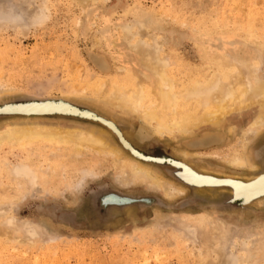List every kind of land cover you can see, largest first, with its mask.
<instances>
[{
	"label": "rangeland",
	"instance_id": "1",
	"mask_svg": "<svg viewBox=\"0 0 264 264\" xmlns=\"http://www.w3.org/2000/svg\"><path fill=\"white\" fill-rule=\"evenodd\" d=\"M172 33L184 37L183 46L159 42L157 49L156 38ZM146 52L168 62L180 84L207 78L222 63L232 67L235 78L264 80V0H0V106L65 99L79 110L112 118L138 151L166 159L137 158L109 132L110 142L185 189L168 199L140 182L119 185L115 177L123 156L110 150L83 148L76 154L62 143L4 142L0 203L7 207L0 209V264H264V197L242 204L228 187H193L166 161L185 160L216 175H258L264 126L245 146L254 170L232 168L228 158L242 150L241 135L261 105L252 103L243 123L225 115L216 129L221 140L209 146L188 145L215 131L208 124L194 128L192 136L175 131L157 137L137 116L102 102L112 79L130 72L143 85L155 79ZM33 115L0 112V130L31 122L106 129L93 115ZM181 150L193 153L182 156ZM22 163L34 170V178L13 175L10 164ZM86 169L96 176L75 186ZM33 184L35 198H25ZM105 194L109 197L102 198ZM114 194L135 202L117 205L122 199ZM24 222L39 233L30 236Z\"/></svg>",
	"mask_w": 264,
	"mask_h": 264
},
{
	"label": "bare ground",
	"instance_id": "2",
	"mask_svg": "<svg viewBox=\"0 0 264 264\" xmlns=\"http://www.w3.org/2000/svg\"><path fill=\"white\" fill-rule=\"evenodd\" d=\"M145 55L148 57V66H150V70L153 72L155 79H150L148 85H143L141 82L136 80V76L130 71L129 72L131 74L128 73L127 77L121 80L112 79L110 82L109 92L105 100L102 101L104 105L109 106L114 110H119L120 112L122 111L124 113L137 116L144 124L148 125L149 128L147 130L157 137H161L163 135L171 136L175 131L186 137L192 136L194 128L200 126V124H208L209 126L214 127L215 131L212 130L210 132H206L202 137L191 140L188 145L209 146L221 140V135L218 131H216V129L224 122L225 115L232 113L234 108H239V101L241 97H244L246 101H250L251 104L258 102V104L261 105L260 112L257 113L258 115L249 123L247 131L243 132L241 135L242 150L233 153L228 158V164L232 168L247 169L249 171L254 170L255 165L250 163L245 152V146L256 134L258 128L264 126V99H262L264 98V80H257L254 78L255 76L251 78L249 75L245 77V80H243L242 76L235 78L230 72L232 67H230V69L228 64L222 63L219 65L220 69L213 72L207 78H191L188 84H180L176 78L169 74L171 73L172 68L169 70L167 69L169 65L168 62L160 59L156 54L154 55V53L151 52H146ZM96 62L103 70L104 65L101 64L102 62L98 59ZM103 85V83L98 85L99 90L102 89ZM49 102L57 106L53 108L40 106ZM61 103L64 104V107H59ZM0 112L9 114L20 113L24 115L34 114L37 116L51 113L80 116L93 115L96 121L98 120L105 125L107 130H104L103 126L102 130L94 129L93 127L89 128L76 125L58 126L53 123H23L19 125L5 126V128L1 129L0 145L4 142L11 144H17L20 142H22L21 144L25 142H31V144L32 142H49L50 145L51 143L54 144V142H56L60 143V145L61 143L69 145L76 154H79L78 152H80L83 148H87L88 150L91 149L97 152H106L107 150H110L118 157H120V155L123 156V160H119L122 161V163H120L117 175L115 173V181L119 185L128 186L130 184H134L136 182L138 184V182H140L145 184L148 189L160 190L168 199H172L175 196L182 194L185 190L181 186H172V184L168 182L169 180L164 179V177L156 172L152 167L141 163L135 158H130L129 155L124 153L122 147L127 146L126 148H129L133 153L138 155L141 154L138 150H136L137 148L132 146L131 143L133 142L130 140L132 138L130 137L131 135L129 136L123 132L120 127L121 125H117L112 118H107L95 113L90 114L86 111L79 110L71 102L65 99H35L22 102H6L3 106H0ZM232 129L233 126L231 125L229 127V131H232ZM109 132L116 136L118 141L122 144V147H118L116 145V140H113L116 144L109 141V138L106 136V134L111 136ZM137 132H135L136 138L142 140L138 136ZM142 132L144 131L140 132L141 135ZM145 134L146 133L143 135ZM144 138L146 137L144 136ZM192 153L193 152L184 150L182 151V156H188ZM152 158H154V156ZM155 159L160 158L157 157ZM169 162L178 168V176L185 183L192 185L193 187L211 188L229 186L233 197L240 199L243 203H248L257 198L259 200L264 197L261 193L255 192L252 196L245 199L243 192L239 195L236 194L238 190L235 187L237 183L251 184L258 181L259 177L264 176V170L256 176L246 177L243 175L245 178H240L235 174L225 175V173L224 175H216L207 172V170L201 171L196 169L198 167H193L190 164L191 162L189 163L185 160L169 159ZM10 165L11 172L17 177H23L26 179L27 175H31L32 178L35 177L34 170L31 169L28 164L22 163ZM7 166L9 167V164ZM200 168L204 169L202 167ZM218 173H220V171ZM191 174L206 177L207 180L227 181V183H210L207 181L193 182ZM95 176L96 173L94 171L89 169L83 170L77 179L75 186H81L87 177ZM28 181L30 180L28 179ZM104 197H109V194L102 195V198ZM6 204L0 203V209L7 207ZM8 220L10 219H7V222ZM21 226L22 229L30 236H35L38 232L34 226L29 224V222H24Z\"/></svg>",
	"mask_w": 264,
	"mask_h": 264
},
{
	"label": "snow or ice",
	"instance_id": "3",
	"mask_svg": "<svg viewBox=\"0 0 264 264\" xmlns=\"http://www.w3.org/2000/svg\"><path fill=\"white\" fill-rule=\"evenodd\" d=\"M139 26H143V24H140ZM131 29H129L130 31ZM158 43L156 44L157 49H159L160 44L159 42H163L165 44V46H168L169 44L180 48L183 46V39L184 37H182L181 35L177 34V33H172L170 37L168 36H162V37H157L156 38ZM264 99V98H262ZM41 107H48V108H53L56 107L57 105L49 102L43 105H40ZM251 106V102L250 101H246L244 97H241L240 101H239V108L238 109H233L232 113H231V119L236 120L238 119V121L240 123H243L244 119L246 118V110L248 107ZM59 107H64V104L61 103L59 105ZM260 162L262 164V169H264V146L261 147L260 150ZM192 176V180L193 182L196 181H207L210 183H220V182H225L227 183V181H214V180H207L206 177H202V176H197L195 174H191ZM38 186L33 184L32 189H29V191L24 193V197L27 198L29 196H31L32 198H35L36 196V191L35 189ZM235 187L237 188V195H239L241 192L244 193V198L247 199L248 197L252 196L255 192H259L261 193V195H264V176L259 177L258 181H255L251 184H242V183H237L235 185Z\"/></svg>",
	"mask_w": 264,
	"mask_h": 264
},
{
	"label": "water",
	"instance_id": "4",
	"mask_svg": "<svg viewBox=\"0 0 264 264\" xmlns=\"http://www.w3.org/2000/svg\"><path fill=\"white\" fill-rule=\"evenodd\" d=\"M52 114V113H51ZM124 147V146H123ZM127 146H125L124 148H126ZM125 150H128V151H131L129 148H126ZM137 150V149H136ZM138 152H140V151H138ZM133 156H136L137 158H141V159H144V160H152V161H159V162H162V161H164L165 160V158H160V159H155V158H157V157H154V158H152V157H150V156H148V155H144L142 152H140L141 154L140 155H138V154H135V153H133L132 151L130 152ZM169 159H171V158H168L166 161L170 164V165H172L170 162H169ZM175 160V159H174ZM173 167H175L174 165H172ZM175 168H177V167H175ZM178 169V168H177ZM264 169H262V167H261V169H260V171L258 172V173H260V172H262ZM257 173V174H258ZM178 174V173H177ZM179 175V174H178ZM182 180V179H181ZM225 187H228L230 190H231V188L229 187V186H225ZM111 194H113V193H111ZM231 194H232V192H231ZM114 195H116L117 197H119V198H121L122 200H121V202H113V203H116L117 205H125V204H130L131 202H135V200L134 199H131V198H128V197H126V196H121V195H117V194H114ZM232 199L233 200H238V201H240L241 202V200L240 199H237V198H234L233 197V194H232ZM139 201L140 202H145V203H148V202H150L149 200H148V198H143V197H141L140 199H139ZM251 202V201H250ZM242 204H246V203H243V202H241ZM249 203V202H248Z\"/></svg>",
	"mask_w": 264,
	"mask_h": 264
}]
</instances>
